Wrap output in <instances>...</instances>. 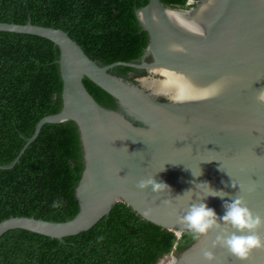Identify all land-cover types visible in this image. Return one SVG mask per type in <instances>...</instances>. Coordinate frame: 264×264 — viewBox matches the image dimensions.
<instances>
[{"label": "water", "instance_id": "95a60500", "mask_svg": "<svg viewBox=\"0 0 264 264\" xmlns=\"http://www.w3.org/2000/svg\"><path fill=\"white\" fill-rule=\"evenodd\" d=\"M187 5L173 8L149 0L135 11L149 37L137 63L101 65L60 29L0 23V32L53 42L62 79L60 111L42 118L13 163L1 169L15 166L44 125L68 121L77 126L84 163L75 189L79 212L73 219L55 223L10 217L0 222V237L20 229L63 242L87 232L117 203L181 236L190 230L180 217L203 198L196 187L201 181L229 193L225 200L242 195L254 213L264 216V104L256 100L257 90L264 88V0H188ZM117 66L140 75H116ZM83 78L109 94L117 109L100 106ZM191 170L202 174L195 177ZM153 176L171 190L138 188ZM232 181L257 187L240 193ZM206 202L223 214V200L208 196ZM221 227L234 231L230 225ZM219 231L201 235L161 264H264V248L254 249L247 260L213 248ZM258 232L264 238V226ZM205 250L214 253L213 261L204 260Z\"/></svg>", "mask_w": 264, "mask_h": 264}, {"label": "trees", "instance_id": "16d2710c", "mask_svg": "<svg viewBox=\"0 0 264 264\" xmlns=\"http://www.w3.org/2000/svg\"><path fill=\"white\" fill-rule=\"evenodd\" d=\"M164 6L187 8L188 0H160ZM149 0H0V23L60 29L92 61L101 65L137 63L148 43L135 11ZM59 49L32 35L0 32V222L33 217L64 223L79 212L75 189L84 163L77 126L44 125L19 161L10 166L37 123L62 107ZM114 74L140 75L117 66ZM83 85L102 107L116 110L115 100L87 78ZM196 239L143 220L124 203L87 232L63 242L25 230L0 237V264H159Z\"/></svg>", "mask_w": 264, "mask_h": 264}, {"label": "clouds", "instance_id": "9594fccd", "mask_svg": "<svg viewBox=\"0 0 264 264\" xmlns=\"http://www.w3.org/2000/svg\"><path fill=\"white\" fill-rule=\"evenodd\" d=\"M214 91H218V89H214ZM256 100L260 104H264V88L257 90ZM221 170L223 169L221 168ZM201 174L202 172L197 176L192 171V175L195 177H199ZM137 186L141 190L150 186L153 193L171 190L166 182L158 181L155 176L141 180ZM196 187L200 189L203 198L199 203H192L187 212L180 217V222L190 230L193 239H199L201 235H206L212 229H219L215 240L212 241V247L215 248L218 245L226 248L240 260H247L254 249L264 248V238L258 232V229L264 226V216L254 213L247 206L242 195H235L225 200L224 197L230 194L224 192L223 189L213 188L207 181L199 182ZM231 187L238 189L237 192L240 193H251L256 190L257 185L255 183L237 184L232 181ZM192 191V189L186 190V192ZM208 196L223 200L222 215H219L215 208L207 204ZM164 203L170 204L171 201ZM222 225H230L234 231L229 232L227 228L221 227ZM203 257L205 261L211 262L214 259V253L211 250H205Z\"/></svg>", "mask_w": 264, "mask_h": 264}, {"label": "rangeland", "instance_id": "374dc122", "mask_svg": "<svg viewBox=\"0 0 264 264\" xmlns=\"http://www.w3.org/2000/svg\"><path fill=\"white\" fill-rule=\"evenodd\" d=\"M175 253V252H174ZM163 260H165V259H163ZM163 260H161V262L159 263V264H161L162 262H163Z\"/></svg>", "mask_w": 264, "mask_h": 264}]
</instances>
